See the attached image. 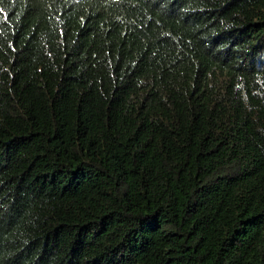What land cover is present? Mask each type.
Returning <instances> with one entry per match:
<instances>
[{"label":"trees","instance_id":"obj_1","mask_svg":"<svg viewBox=\"0 0 264 264\" xmlns=\"http://www.w3.org/2000/svg\"><path fill=\"white\" fill-rule=\"evenodd\" d=\"M0 264H264V0H0Z\"/></svg>","mask_w":264,"mask_h":264}]
</instances>
